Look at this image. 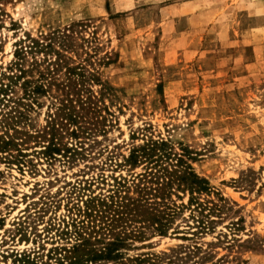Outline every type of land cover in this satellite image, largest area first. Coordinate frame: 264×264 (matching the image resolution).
<instances>
[{
	"label": "rangeland",
	"instance_id": "374dc122",
	"mask_svg": "<svg viewBox=\"0 0 264 264\" xmlns=\"http://www.w3.org/2000/svg\"><path fill=\"white\" fill-rule=\"evenodd\" d=\"M70 27L110 87L101 98L111 113L101 114L107 136L72 165L47 164L33 144L22 149L34 172L0 161V264H29L23 254L31 264L52 262L50 250L67 242L59 234L82 206L68 196L71 186L91 182L96 195L107 190L94 183L101 176L108 184L129 178L106 155L127 156L143 136L186 148L196 174L226 200L222 222L202 240L214 262L264 264V0H0V67L25 34ZM45 111L29 114L37 128ZM151 242L140 252L185 244L169 235Z\"/></svg>",
	"mask_w": 264,
	"mask_h": 264
},
{
	"label": "trees",
	"instance_id": "16d2710c",
	"mask_svg": "<svg viewBox=\"0 0 264 264\" xmlns=\"http://www.w3.org/2000/svg\"><path fill=\"white\" fill-rule=\"evenodd\" d=\"M73 36L71 27L41 38L25 34L15 43L12 60L0 67V161L7 165L34 172L27 149H22L31 144V153L47 164L72 165L91 158L86 145L92 149L97 137L106 138L101 114L111 113L101 106V98L110 87L91 61L93 55L76 45ZM110 63L102 60L103 66ZM44 105L45 125L37 128L29 114H39ZM140 141L120 159L114 152L106 155L129 178L111 176L108 184L101 176L94 183L107 190L96 195L91 182L71 186L68 196L77 194L82 206L59 234L67 242L50 250L53 261L46 264H222L214 262L211 244L202 240L222 222L226 200L196 174L186 148L176 150L170 140L151 136ZM168 235L185 244L168 252H140L154 248L153 238ZM22 256L31 264L29 254Z\"/></svg>",
	"mask_w": 264,
	"mask_h": 264
}]
</instances>
